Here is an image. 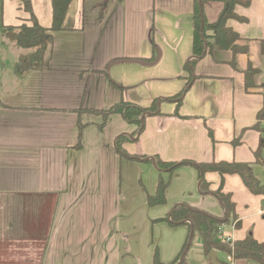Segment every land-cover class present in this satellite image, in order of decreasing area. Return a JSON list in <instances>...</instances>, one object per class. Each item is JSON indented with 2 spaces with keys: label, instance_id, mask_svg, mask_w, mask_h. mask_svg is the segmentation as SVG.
I'll list each match as a JSON object with an SVG mask.
<instances>
[{
  "label": "crops",
  "instance_id": "1",
  "mask_svg": "<svg viewBox=\"0 0 264 264\" xmlns=\"http://www.w3.org/2000/svg\"><path fill=\"white\" fill-rule=\"evenodd\" d=\"M29 2L37 23L50 27L51 0ZM222 8L203 4L209 22ZM192 12V0H71L40 69L15 72L24 51L11 74L0 70V264H152L155 253L171 264L189 230L168 222L175 205L224 214L220 175L201 172L200 163L249 162L264 182V134L253 126L264 106V0L236 5L246 20L226 22L246 49L233 58L209 38L188 72ZM31 23L21 0H0L3 34L14 38L4 26ZM120 100L153 107L140 133L115 113L100 128L94 110ZM120 135L130 138L122 143L127 157L116 149ZM155 158L189 163L170 174ZM160 178L169 180L165 202L149 205ZM222 191L240 221L223 232L264 241V196L237 174L224 175Z\"/></svg>",
  "mask_w": 264,
  "mask_h": 264
},
{
  "label": "trees",
  "instance_id": "2",
  "mask_svg": "<svg viewBox=\"0 0 264 264\" xmlns=\"http://www.w3.org/2000/svg\"><path fill=\"white\" fill-rule=\"evenodd\" d=\"M24 4V8L30 13L32 18L31 25L21 24L16 27L4 26V31H14V44L25 51L22 53L17 62L15 63V72L22 74L30 69H40L42 66L43 53L47 43L52 38V31L62 29V23L65 16L66 9L71 0H51L52 4V22L50 27H44L37 23L31 12V6L29 0H21ZM206 1H220L223 3V8L220 11L217 19L213 22H209L203 12V4ZM193 12H192V57L184 64L185 70L191 71L193 64L203 55L205 51V45L209 48L208 40L211 38L213 44L220 49H228L233 52L234 55L246 49L238 46L235 42L240 39V36L230 26L226 24L228 19H235L238 21H244L246 18L240 16L235 12V6H248L251 0H192ZM261 48L264 52V40L261 42ZM232 58L231 63L234 62ZM253 71L250 67L245 70V86L246 88L250 84V77ZM190 83V78L187 80V85ZM153 110L150 108H141L140 106L120 100L112 106L94 110L102 116L103 124L108 115L119 114L122 119L134 126L133 134H138L142 130V118L144 111ZM254 128L264 134V106L257 113V121L253 125ZM130 138L126 135H120L116 138V149L121 155L128 156V154L122 148V143L129 141ZM235 141V140H234ZM262 142H260V146ZM185 162H164L155 158V164L158 168L168 169L171 174L172 171L179 165ZM199 169L201 172L216 171L220 175V182L218 188L215 190V195L221 202L224 208V214L221 217L209 215L200 210L189 207L185 204H177L170 211L168 222L171 225L187 224L188 235L187 239L182 247L180 255L171 264H189L186 260V253L190 249L193 238L197 235L200 239L202 251L206 256L208 264L209 253L211 251H220L223 255H230L234 260L253 261L257 264H264V241L256 240L251 234L246 235L242 239L233 240L232 244L225 243L219 239L220 232L223 231V227L227 224H232L234 228L240 226V221L235 213V204L231 200L229 193L222 191L223 178L225 174H237L242 179L244 185L254 194L264 196V182H260L252 173V168L249 162H227V161H211L207 163H200ZM169 180H162L161 178L157 182L156 191L153 195L148 196V204L156 205L163 204L165 202V189ZM206 182L202 179L199 184L202 190L205 187ZM166 219V218H165ZM183 254L182 259L178 262L180 256ZM178 262V263H177ZM222 264H228L226 261H221ZM152 264H162L157 254L153 256Z\"/></svg>",
  "mask_w": 264,
  "mask_h": 264
},
{
  "label": "rangeland",
  "instance_id": "3",
  "mask_svg": "<svg viewBox=\"0 0 264 264\" xmlns=\"http://www.w3.org/2000/svg\"><path fill=\"white\" fill-rule=\"evenodd\" d=\"M11 34L12 32H7L3 34L0 28V70L2 69V73L6 75L11 74L14 61H16L17 59L16 55L18 53L24 52V50L18 48L13 43V41L11 40ZM2 41L4 44H2ZM217 256L218 259L223 261L222 256L220 254H218ZM202 257V250L200 249L199 239L196 235L192 240L191 251L186 255V260L189 262V264H203ZM248 264L257 263L250 261Z\"/></svg>",
  "mask_w": 264,
  "mask_h": 264
},
{
  "label": "built area",
  "instance_id": "4",
  "mask_svg": "<svg viewBox=\"0 0 264 264\" xmlns=\"http://www.w3.org/2000/svg\"><path fill=\"white\" fill-rule=\"evenodd\" d=\"M219 239L228 244L233 243V239L231 238V236L225 234L223 231L220 232ZM225 261L228 264H233L235 260L230 255H225Z\"/></svg>",
  "mask_w": 264,
  "mask_h": 264
},
{
  "label": "water",
  "instance_id": "5",
  "mask_svg": "<svg viewBox=\"0 0 264 264\" xmlns=\"http://www.w3.org/2000/svg\"><path fill=\"white\" fill-rule=\"evenodd\" d=\"M11 38L13 39V33L11 34ZM210 264H222L217 258H216V252L213 250L208 255ZM182 259V256L180 257L179 261Z\"/></svg>",
  "mask_w": 264,
  "mask_h": 264
}]
</instances>
